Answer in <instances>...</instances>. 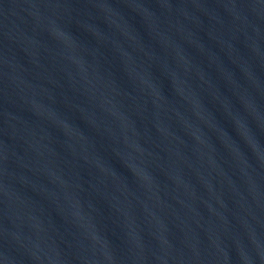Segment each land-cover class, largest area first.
<instances>
[{
	"label": "water",
	"instance_id": "obj_1",
	"mask_svg": "<svg viewBox=\"0 0 264 264\" xmlns=\"http://www.w3.org/2000/svg\"><path fill=\"white\" fill-rule=\"evenodd\" d=\"M0 264H264V0H0Z\"/></svg>",
	"mask_w": 264,
	"mask_h": 264
}]
</instances>
